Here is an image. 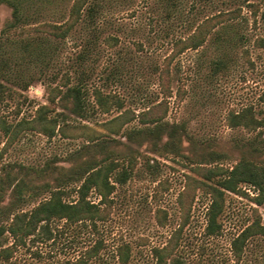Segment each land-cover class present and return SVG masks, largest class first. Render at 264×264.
<instances>
[{
  "label": "rangeland",
  "instance_id": "rangeland-1",
  "mask_svg": "<svg viewBox=\"0 0 264 264\" xmlns=\"http://www.w3.org/2000/svg\"><path fill=\"white\" fill-rule=\"evenodd\" d=\"M71 1L24 0L31 14L25 27L60 21L66 17ZM95 1L94 19L81 21L64 39L36 36L33 30L20 28L0 36V56H8L0 75L4 86L0 114L14 122L32 119L41 105L48 104V86L62 84L64 76H68L69 85L82 86L87 108L80 117L64 109V101L51 104L53 114L62 110L68 113L67 121L73 128L67 131V137L60 132L48 137L25 130L8 144L0 131V224L9 216L2 209L15 198L13 183L5 182L6 172L14 177L13 182L22 177L32 186L23 188L16 205L18 209H30L49 195L43 184L53 185L61 167L71 165L74 154L86 143L87 129L82 125L102 132L98 141L105 145L102 152L124 157L131 153L136 163L126 182L114 183L112 200L100 205L104 218L95 226L65 225L56 220L51 238L40 234L27 240L26 246L0 264H62L99 240L97 264H123L118 254V246L123 243L130 248L126 264H155L152 248L175 242L177 254L187 261L201 258L203 264H229L231 238L251 222L254 208L264 219V206L252 202L255 193L247 186H242L246 194L227 193L220 216L221 233L207 236L209 197L197 190L191 202L193 191L186 187L187 174H193L191 166L202 161V154L210 165H231L241 155L264 161V151L249 150L248 143L256 132L230 127L226 121L229 111L248 105L264 110V102L259 101L264 89V0ZM252 2L258 4L255 17L248 6ZM228 10L239 15L228 26L211 33L201 47L184 51L171 63L174 92L179 86L182 91L169 98L166 119L182 125L186 132L177 154L157 153L148 143L128 140L125 130L141 126L136 120L118 134L104 131L102 122L126 108L137 112L159 98L158 68L171 52L174 38L187 35L204 17ZM10 13V7L0 3V30L10 20ZM23 43H27L26 48ZM216 60L224 66L214 69ZM96 88L118 95L123 107L113 105L109 111H101L94 96ZM91 151L96 156L103 154L99 147ZM75 185L70 183L66 188L71 190ZM74 198L71 193L67 200ZM90 199L99 201L93 193ZM242 264H264V239L250 240Z\"/></svg>",
  "mask_w": 264,
  "mask_h": 264
},
{
  "label": "trees",
  "instance_id": "trees-1",
  "mask_svg": "<svg viewBox=\"0 0 264 264\" xmlns=\"http://www.w3.org/2000/svg\"><path fill=\"white\" fill-rule=\"evenodd\" d=\"M24 0H0V3L7 4L10 9V20L1 34L9 33L16 28L21 31L33 30L36 36H52L57 39H64L69 36L77 25L85 20L91 22L97 12L98 2L95 0H72L67 9V15L60 21H43L32 26L25 27L31 14L23 5ZM253 16L258 11L256 2L249 3ZM86 12V17L84 13ZM238 11H218L200 20L193 30L185 36H178L172 40L171 52L164 58L158 68V86L160 96L153 102H149L144 108L135 111L126 108L114 117L101 123L104 131L112 134L120 133L123 126L136 120L141 126L125 130V135L130 141H139L142 145L148 143L152 151L163 153L171 151L178 153L185 129L180 124L168 122L166 119L169 98L175 93L181 94L179 86L174 92L172 81L173 74L171 63L186 50H196L201 47L211 33H217V28H224L229 21L238 16ZM23 24V25H22ZM217 29V30H216ZM26 48L27 43H23ZM42 55V51L40 52ZM8 64V56H0V75ZM214 69L224 66L221 60L213 62ZM60 85L48 86V104L41 105L32 119L21 118L18 121H10L3 114H0V131L6 137V143L14 141L21 132L25 130H36L48 137L56 132L67 137V131L73 128L67 121L65 111L53 114L54 108L51 104L57 101H64L62 106L69 113L84 116L87 112L85 93L79 84L69 85L68 76ZM66 87L63 89L62 87ZM4 86L0 82V99L2 98ZM96 103L103 112L116 105L118 109L123 107V100L116 94L103 93L99 88L94 90ZM58 99V100H57ZM259 101L264 102V89L259 94ZM60 116V118H59ZM227 124L230 127H242L247 132H256V136L248 143L251 152L264 151V110L257 111L254 106L248 105L240 110H231L226 115ZM87 129L86 143L74 154L73 162L69 166H62L54 184L48 182L43 184L49 195L40 200L37 204L27 210L18 209L16 205L22 199L23 188L32 189V186L24 178L14 177L7 171L5 182L13 183L12 190L15 194L10 205L4 207L1 212L9 214L8 221L0 224V261L7 262L13 257L19 247H24L27 240L45 234L48 238L52 235L54 221H63L65 225L77 223H89L95 226L97 221L103 220L104 210L101 204L111 202V193L115 188V182L124 183L128 179L135 163L136 157L131 153L122 156L119 153L104 151V143H99L100 133L98 130L82 125ZM259 136V137H257ZM95 143V144H93ZM93 144L92 146H90ZM99 147L101 156H96L91 148ZM83 153H86L85 156ZM202 154V161L195 162L191 166L193 174H187L186 187L193 191L191 202L194 201L196 191L201 190L209 197L206 210L205 234L207 236L218 235L222 230L220 216L224 211L225 195L227 193L246 194L242 186H247L254 191L252 202L256 206H264V161L257 160L247 155H241L233 164L210 165ZM211 156V155H210ZM218 157V156H215ZM4 181V179H2ZM70 183H76L74 188L67 190ZM246 187V188H247ZM71 193L75 194L73 200H67ZM99 197L98 202L90 199V194ZM191 209V204L189 210ZM255 215L250 223L235 234L230 241L231 261L229 264H242L246 257V250L250 240L264 239V219L254 208ZM179 232V231H178ZM9 239H11L9 241ZM177 243L155 246L152 254L155 264H203L201 258L185 260L177 254ZM101 241L87 248L82 254L73 260H66L62 264H97ZM129 245L123 243L118 246V254L121 263L126 264L129 259Z\"/></svg>",
  "mask_w": 264,
  "mask_h": 264
}]
</instances>
